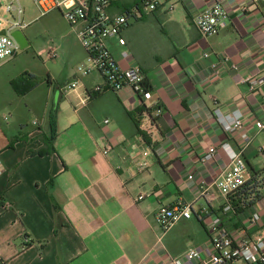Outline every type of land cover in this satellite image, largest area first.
I'll use <instances>...</instances> for the list:
<instances>
[{
  "label": "crops",
  "instance_id": "crops-1",
  "mask_svg": "<svg viewBox=\"0 0 264 264\" xmlns=\"http://www.w3.org/2000/svg\"><path fill=\"white\" fill-rule=\"evenodd\" d=\"M223 1L228 26L212 37L195 25L212 0H174L172 12L151 14L143 50L127 36L130 20L122 37L152 92L145 107L130 88L92 95L83 106L87 91L103 82L94 73L68 94L64 86L53 89V103L31 127L22 121L10 133L0 121V264H163L165 252L154 251L162 234L156 212L180 200L192 204L193 217L164 236L175 256L193 247L210 254L214 213L236 239L264 234V187L247 198L252 204L223 214L227 200L215 185L230 164L223 144L243 150L251 171L263 169L264 133L256 122L264 120V1ZM120 49L114 46L116 54ZM216 74L221 78L211 80ZM217 106L243 112L242 133L252 139L245 148L243 136L217 122ZM145 111L151 133L141 128ZM42 137H53L50 147ZM211 147L217 153L205 161ZM144 152L149 167L138 172ZM253 213L260 215L256 224L249 222Z\"/></svg>",
  "mask_w": 264,
  "mask_h": 264
},
{
  "label": "built area",
  "instance_id": "built-area-1",
  "mask_svg": "<svg viewBox=\"0 0 264 264\" xmlns=\"http://www.w3.org/2000/svg\"><path fill=\"white\" fill-rule=\"evenodd\" d=\"M72 5L63 9L65 1L58 0H34L38 7L40 16H45L52 10L59 9L63 17L68 21L76 32L81 42L87 61L80 64L75 70V77L63 87L65 94L77 90L83 79L94 73L99 74L103 82L88 90L81 104L85 106L92 95L103 94L107 91L120 92L130 88L145 107L152 99V92L148 88L146 76L139 64L132 60L131 52L127 49L122 32L127 28L129 14L119 10V4L124 0H71ZM174 0H141L139 11L142 14L151 15L160 9L167 12L174 10ZM257 3L261 0H252ZM264 1V0H262ZM0 8L4 14L9 16L5 19L0 16V67L14 59L22 49L19 42L12 35L16 30H25L29 23L24 20V8L20 0L3 5L0 1ZM230 12L223 0H212L205 9L199 12L195 18V25L202 36L212 37L224 31L228 26ZM114 46H119L118 54ZM50 59H56L54 49L48 53ZM232 70H238L237 65ZM216 74L211 80L219 79ZM148 107V106H147ZM158 113L161 110L157 109ZM141 128L151 133V116L147 111L143 112ZM213 116L220 126L231 136H243L244 147L250 144L251 137L244 135V114L241 110H233L226 113L222 107L217 106L213 110ZM109 121L106 120V123ZM36 124V122H34ZM256 128L264 133V120L256 122ZM230 158L229 166L216 179L215 185L226 198L222 209L223 214L232 212L231 198L238 193L250 179L249 167L243 157V150L237 152L229 144L221 146ZM108 149L104 153H108ZM217 153L215 147H211L205 155L204 160H213ZM149 152H144L142 160L138 161L136 167L138 172H143L149 167ZM262 166L264 169V148L260 150ZM3 173L2 161L0 159V176ZM142 199V197H141ZM193 217L191 203L182 200L169 206H161L156 212V221L159 224L162 234L159 236L154 251L161 248L165 254L163 264H264V234L253 239H236L225 228L221 215L214 213L210 216L208 229L211 234V251L206 257L199 248H189L182 255L171 254L165 246L164 236L183 220ZM260 220L258 213H253L250 224H256ZM127 264H133L128 262ZM147 264V263H142Z\"/></svg>",
  "mask_w": 264,
  "mask_h": 264
},
{
  "label": "rangeland",
  "instance_id": "rangeland-1",
  "mask_svg": "<svg viewBox=\"0 0 264 264\" xmlns=\"http://www.w3.org/2000/svg\"><path fill=\"white\" fill-rule=\"evenodd\" d=\"M0 1L3 5L15 2ZM58 1H65L63 9L69 8L73 3L71 0ZM20 3L24 8V20L29 23L24 30L28 46L21 49L14 59L0 67V121L6 125L10 133L19 131L22 121L28 128L32 126L34 120H41L47 104L53 103L52 90L71 81L86 54L76 30L70 26L59 9L40 16L34 0H20ZM262 7L264 9V2ZM180 10L183 11V7L178 9ZM143 15L142 20L131 21L132 27L127 34L141 50L148 48L152 35L149 29L151 15ZM0 16L9 19L1 8ZM137 16L140 17L141 14L137 12ZM51 49L57 54L54 60L48 56ZM23 75L30 83H36L29 95L17 94L12 85V81H19ZM8 103L12 105L7 106Z\"/></svg>",
  "mask_w": 264,
  "mask_h": 264
},
{
  "label": "trees",
  "instance_id": "trees-1",
  "mask_svg": "<svg viewBox=\"0 0 264 264\" xmlns=\"http://www.w3.org/2000/svg\"><path fill=\"white\" fill-rule=\"evenodd\" d=\"M141 4V0H135L134 2H130V0H124L119 4V10L121 12H125L129 14V22L131 19H142L144 15L139 11V5ZM137 12L141 14L140 17H137ZM128 22V26H129ZM127 26V27H128ZM12 85L14 87V90L17 92L19 95H26L34 87L36 86V83H30V81L23 75L22 78L17 81L14 80L12 81ZM56 115L57 111L55 109L51 110L50 112V123H51V129L52 132L56 131L55 125H56ZM42 139L45 140V145L46 147H50L51 142L53 141V137H42ZM53 148H51L50 151H52ZM48 151V152H50ZM38 153H41V151H38ZM250 172V179L249 181L243 186V188L236 193L232 198V212L237 211L240 207L242 206H247L252 204L253 201H249L248 203L246 202L248 197H251L253 200L257 197V189L264 187V169L260 170L259 172L256 171H251ZM255 196V197H254ZM242 204V206H241Z\"/></svg>",
  "mask_w": 264,
  "mask_h": 264
},
{
  "label": "water",
  "instance_id": "water-1",
  "mask_svg": "<svg viewBox=\"0 0 264 264\" xmlns=\"http://www.w3.org/2000/svg\"><path fill=\"white\" fill-rule=\"evenodd\" d=\"M4 34H5L4 31L0 32V35H4ZM12 35L19 42L22 49L28 46V42L26 41V39L22 36V34L19 31L14 32Z\"/></svg>",
  "mask_w": 264,
  "mask_h": 264
}]
</instances>
